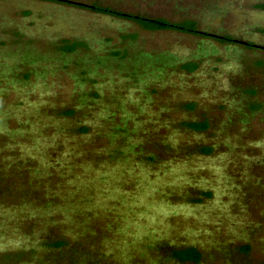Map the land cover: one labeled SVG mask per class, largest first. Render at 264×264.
Masks as SVG:
<instances>
[{
    "label": "rangeland",
    "instance_id": "374dc122",
    "mask_svg": "<svg viewBox=\"0 0 264 264\" xmlns=\"http://www.w3.org/2000/svg\"><path fill=\"white\" fill-rule=\"evenodd\" d=\"M263 3L0 0V264H264Z\"/></svg>",
    "mask_w": 264,
    "mask_h": 264
},
{
    "label": "trees",
    "instance_id": "16d2710c",
    "mask_svg": "<svg viewBox=\"0 0 264 264\" xmlns=\"http://www.w3.org/2000/svg\"><path fill=\"white\" fill-rule=\"evenodd\" d=\"M42 1H55V0H42ZM84 8H88L89 10L109 15L112 17H116L119 19L129 20L136 22L141 28L148 31H161V30H174L182 33L192 34V35H204V36H210L209 33L201 32L197 27V22L191 19H185L180 22H172L166 18H150V17H144L141 15L132 14L129 12H124L115 8H112L110 6H104L97 3L94 4H78ZM258 7L264 8V3L259 4ZM212 37L217 38L219 42L222 43H235L237 42L233 37L228 35H222V36H216L212 35ZM63 46L59 47V49L64 53H71L76 51L79 47L83 46L81 42L73 41L69 42L64 40ZM248 46L253 47L254 44L248 43ZM260 66L264 68V61L259 62ZM182 68L187 70L188 72H192L196 70L197 64L196 63H185L182 65ZM190 107V105H188ZM185 127L189 128L190 130L194 131H203L206 130L208 127L207 122H185L183 124ZM202 152L204 153H210L211 149L209 147H203ZM208 195V194H207ZM55 246H59L61 243L56 242L53 243ZM246 250L247 247H244ZM170 256L181 262V263H199L202 259L201 252L195 248V247H182V248H175L170 251Z\"/></svg>",
    "mask_w": 264,
    "mask_h": 264
}]
</instances>
